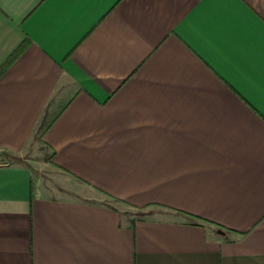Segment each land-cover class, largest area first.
<instances>
[{"label": "crops", "instance_id": "0c3cea01", "mask_svg": "<svg viewBox=\"0 0 264 264\" xmlns=\"http://www.w3.org/2000/svg\"><path fill=\"white\" fill-rule=\"evenodd\" d=\"M0 264H264V0H0Z\"/></svg>", "mask_w": 264, "mask_h": 264}, {"label": "rangeland", "instance_id": "374dc122", "mask_svg": "<svg viewBox=\"0 0 264 264\" xmlns=\"http://www.w3.org/2000/svg\"><path fill=\"white\" fill-rule=\"evenodd\" d=\"M40 154H41V152H40ZM27 157H29L32 161H35V162H37L38 164L41 162L40 160H41V155H39V152L38 151H35V150H30L29 151V153H27L26 155H25V157H21V159H26ZM41 157V158H40ZM18 160V158H15L14 160L12 159V160H9V162H12V161H17ZM36 163V164H37ZM41 169V168H40ZM40 171V173L41 172H43L42 170H39ZM45 182H47V183H50L51 182V184L53 183V181H51V178H49V179H47V180H45ZM155 209V208H154ZM154 209H153V211H154ZM139 213V212H138ZM132 214H134V215H136V211L135 212H133Z\"/></svg>", "mask_w": 264, "mask_h": 264}]
</instances>
